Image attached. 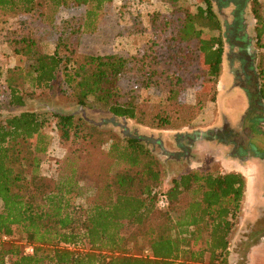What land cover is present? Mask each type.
Segmentation results:
<instances>
[{"label":"trees","instance_id":"1","mask_svg":"<svg viewBox=\"0 0 264 264\" xmlns=\"http://www.w3.org/2000/svg\"><path fill=\"white\" fill-rule=\"evenodd\" d=\"M250 1L256 4L259 0ZM41 2L57 11L50 25L36 12ZM111 2L0 0V42L24 59L20 72L27 82L23 91L5 86L8 105L22 106L25 98L56 86L81 108H95L147 128L190 126L204 106L183 105L178 99L198 80L216 85L223 36L211 5L221 8L231 1L194 0L186 8L168 0L170 12L151 14L148 32L153 38L134 54L88 55L76 61L80 36L97 33L102 9ZM239 5L234 10L236 20L241 19ZM79 8L81 15H59L60 10ZM251 13L257 24L254 42L261 47V19L255 10ZM16 14H27L26 19L14 28L1 29ZM43 43L52 46L50 53L43 51ZM250 58L252 64L247 62L255 87L248 116L264 108V54H250ZM141 90L156 91L161 98L148 104L142 101ZM49 120L62 145L72 141L84 145L80 164L71 162L70 169L57 179L39 173L49 140ZM261 120L251 124L249 132L264 145V132L257 129ZM212 132L177 133L175 143L186 153L196 140L214 142ZM233 135L223 143L229 149L237 148L243 155L239 162H244L246 146H236ZM123 141L120 146L116 137L71 114L23 111L0 120V234L22 239L19 246L3 251L13 258V264H201L204 258L206 264H227L245 179L238 173L194 169L171 180L166 191L157 192V160L140 140L126 137ZM97 144L107 145L102 160L114 159L118 164L112 173L108 168L89 169L87 161L93 152L87 148ZM254 156L264 162V151L255 150ZM87 178L93 183V193L85 198L90 203L85 209L75 200L80 183ZM189 191L192 196L187 198ZM159 199L166 203L163 208L157 206ZM263 221L264 212L260 224L249 228L240 246L249 248L264 241ZM23 244L32 247L31 255L22 254ZM81 246L87 248L84 254L77 252ZM134 252L144 255L129 254Z\"/></svg>","mask_w":264,"mask_h":264},{"label":"rangeland","instance_id":"2","mask_svg":"<svg viewBox=\"0 0 264 264\" xmlns=\"http://www.w3.org/2000/svg\"><path fill=\"white\" fill-rule=\"evenodd\" d=\"M230 1L231 3L227 2L224 4L222 3L223 0H219L220 3L224 4L221 8L216 7L213 2L211 5L219 22L220 34L223 36V54L216 85H208L198 80L192 88L183 92L178 99L183 105L202 103L204 106L203 111L207 106H210L208 108L210 116H206L207 111L205 113L202 111L188 127L152 129L135 124L130 120L115 118L95 108H81L70 97L61 95L57 91L56 86L48 92L25 98L22 106H10L7 103V97L5 98L7 96L4 90L5 86L10 84L21 91L27 89L23 71L20 72L24 59L21 56L13 55L0 42V120L23 111L45 115L51 112L71 114L75 118L84 119L90 125L97 126L100 131L116 137L120 141V146L124 145L123 140L126 137L138 139L147 146L157 160L160 174V182L156 188L157 192L166 191L171 186V180L177 179L180 175L194 169L216 173L224 170L219 160L225 158L228 153H231L239 161V158L243 157L239 150L232 147L229 149L230 146H226L223 143V139L230 133H234L232 142L236 146L243 144L246 146L247 152L244 155L246 158H244V161L251 163L256 161L259 163V167H262L264 162L254 156V152L258 149L264 151V145L260 141H256L249 130L252 128L251 124L262 119L257 129L260 132H264V128H262L264 126V108H256L251 116H248L246 112L252 109L253 98L251 94H253L255 87L252 71L250 72L249 62L247 61L249 59L252 64L250 54H254V56L264 54V45L259 47L254 42V28L257 24L253 19L251 10H255L261 19L262 34L260 43L264 44V0H259L256 4H253L250 0ZM167 2L168 0H112L109 5L102 9L97 33L80 36L76 61L80 62L88 55L115 54L127 57L134 54L141 44L153 38V34L148 32V19L151 14H166L170 12ZM192 3H194V0H176V5L186 8H189ZM239 4H242L241 19L236 20V17L234 18V10L240 7ZM36 8V12H41L42 22L50 25L56 15V9L44 4V2H41ZM82 12L83 9L81 8L60 10L59 15L67 18L81 15ZM24 15L16 14L17 17L7 18L1 29L2 27H16L20 20L26 19L27 14ZM176 15L179 16L180 14L177 12ZM42 47L46 53L52 51L50 44L43 43ZM231 49H233V52L230 54ZM232 61L240 62V64L235 68L236 70L231 72L229 67L232 65ZM219 81H221V87L218 84ZM239 92L245 96L243 103L239 100L231 99L233 96L240 95L238 94ZM140 96L142 101L148 104H155L161 98L160 94L153 90H141ZM209 120L211 121L208 125ZM210 129H213L212 135L215 137V141H203L209 143L210 147H199L202 140H196L186 153H182L175 143L174 136L177 133L189 134L195 130L202 132ZM224 132L226 133L224 134ZM46 133L49 140L45 154L40 158L39 173L41 176L57 179L58 175L70 169L71 162L80 164L84 145L76 141H72L70 145H62L50 120ZM238 134L241 135L240 140L242 142L239 140ZM235 135L237 136L236 138H234ZM87 149L93 152L90 162L87 161L90 170L108 168L110 169L109 172L112 173L118 167L114 159L104 158L102 160V152L107 149L106 144H97L92 149ZM250 181L252 183L249 185ZM263 182V167L262 173H256L252 180L248 178L249 190L252 189L253 194L246 199V203L243 206H240V210L234 220V230L230 239L227 264H264V247L259 249L262 252L252 255V252L258 247L257 245L249 248L240 246L243 236L249 228L255 229L260 224V217L264 212V190H261ZM79 186L75 203L79 207L88 209L90 203L85 198L91 197L93 183L87 178ZM187 196V198L192 196L190 191ZM251 243L254 242L251 241ZM16 244L18 246L22 244V239L14 236L9 243L0 248V262L2 264H13V258L4 255L3 251L15 247ZM81 247L77 250L79 254L87 252L85 246ZM250 250L252 251L251 254ZM129 254L142 257L144 255L136 252ZM201 264H206V258Z\"/></svg>","mask_w":264,"mask_h":264},{"label":"crops","instance_id":"3","mask_svg":"<svg viewBox=\"0 0 264 264\" xmlns=\"http://www.w3.org/2000/svg\"><path fill=\"white\" fill-rule=\"evenodd\" d=\"M233 52V49H231V51H230V54ZM238 64H240V62L238 63L237 61H232V65L229 67L230 69V71L232 72V71H234V70H236L235 68H237V66H238ZM222 81V80H221ZM221 81H219V86H220V84H221ZM221 87V86H220ZM218 89V88H217ZM219 90V89H218ZM238 94H240V95H238V96H233L231 99L233 100V99H235V100H239V101H241V103H243V99L245 98V96H244V94L242 93L241 94V92H239ZM214 103H215V99H214ZM210 106H207L205 109H204V111H203V109H202V111H203V113H205L206 111H207V114H206V116H210V114H209V112H208V108H209ZM202 113V114H203ZM210 121L211 120H209V123H207L208 125L210 124ZM199 147H210V144L209 143H207V142H203V141H200V146ZM219 163H220V165H221V167L224 169V170H221L219 173L220 174H226V173H238V174H240L244 179H245V188H244V193H243V199H242V202H241V205L243 206L245 203H246V199H248V197L251 195V194H253V192H252V189L251 190H249V186H248V178H250L251 180H252V178L254 177V175L256 174V173H262V167H259V163H257L256 161L255 162H253V163H251V162H246V161H244V163L243 162H239V161H237L236 159H234V158H230V157H228V155L226 154V156H225V158H221V160H219ZM239 163H243V164H239ZM256 166V167H255ZM250 167V168H249ZM257 168V169H256ZM260 171V172H259ZM257 175H259V174H257ZM252 183V181H250L249 182V185ZM261 190H264V182H263V185H262V188H261ZM252 192V193H251ZM258 247L257 248H255V251L254 252H252L251 250H250V254H251V252H252V255L254 254V253H258V252H262V250H259V249H261L262 247H264V242L263 243H260L259 245H257ZM250 254H249V257H250ZM256 259V258H255Z\"/></svg>","mask_w":264,"mask_h":264},{"label":"built area","instance_id":"4","mask_svg":"<svg viewBox=\"0 0 264 264\" xmlns=\"http://www.w3.org/2000/svg\"><path fill=\"white\" fill-rule=\"evenodd\" d=\"M166 205V203L163 201V199H159L157 201V206L159 208H163ZM11 241V238L7 235L0 234V248L7 243ZM22 254L23 255H31L32 254V247L30 245H22Z\"/></svg>","mask_w":264,"mask_h":264}]
</instances>
